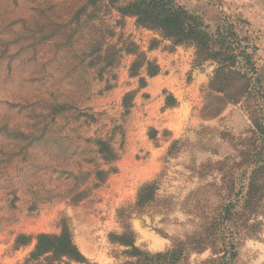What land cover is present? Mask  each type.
Segmentation results:
<instances>
[{
    "label": "rangeland",
    "instance_id": "374dc122",
    "mask_svg": "<svg viewBox=\"0 0 264 264\" xmlns=\"http://www.w3.org/2000/svg\"><path fill=\"white\" fill-rule=\"evenodd\" d=\"M130 2L0 0V264H33L36 237L65 226L86 262L59 264H219L218 243H195L251 188L231 264H264V0H177L230 50L225 79ZM134 52L160 73L132 76Z\"/></svg>",
    "mask_w": 264,
    "mask_h": 264
},
{
    "label": "trees",
    "instance_id": "16d2710c",
    "mask_svg": "<svg viewBox=\"0 0 264 264\" xmlns=\"http://www.w3.org/2000/svg\"><path fill=\"white\" fill-rule=\"evenodd\" d=\"M110 1L115 3L118 0ZM120 11L124 15L136 18L138 26L158 32L163 37L174 41L175 44L194 46L201 62L220 59L218 60L219 70L216 72L215 79H225L227 74L233 73L231 70L233 65L230 64L233 56L229 53L226 54L230 50L223 48L224 43L221 44L222 48H220V51L214 50L217 41L207 31L209 27L205 26L199 18L190 14L177 0H132V2L122 7ZM216 34L222 41L229 38L230 32L226 28H218ZM153 44V47H156V40L153 41ZM135 54H137V59L131 67L132 76H138L139 71L145 66L150 77H155L160 73L161 69L157 63L149 61L143 53ZM222 55L224 57H221ZM226 69H228L227 73H225ZM221 75L225 76L222 78ZM141 86H146L145 79H141ZM159 188L160 179L144 184L138 193L135 208L144 209L148 204L154 202ZM254 191L251 188L243 202L242 199H237L223 204L219 216L210 218L208 228L199 236V240L195 243L196 247L202 250L213 248L218 243L220 245L218 252L223 254L220 257L219 264H231L237 257L236 250L241 236L240 223L243 221L246 226V218L249 219V216L253 215L258 204L252 197ZM36 240V246L27 259V263L86 262V258L74 242L72 233L67 226L62 229L60 234L41 233L36 237ZM29 243L30 239L26 235H20L17 239L18 246H26ZM130 246L138 257L141 256L134 245ZM164 258L165 261L173 260V258H169V254H159L156 260L158 262Z\"/></svg>",
    "mask_w": 264,
    "mask_h": 264
}]
</instances>
